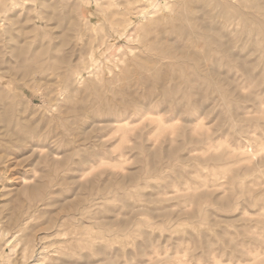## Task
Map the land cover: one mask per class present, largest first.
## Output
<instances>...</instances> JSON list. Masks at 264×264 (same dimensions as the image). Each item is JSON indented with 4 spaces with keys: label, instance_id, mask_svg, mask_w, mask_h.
<instances>
[{
    "label": "rangeland",
    "instance_id": "obj_1",
    "mask_svg": "<svg viewBox=\"0 0 264 264\" xmlns=\"http://www.w3.org/2000/svg\"><path fill=\"white\" fill-rule=\"evenodd\" d=\"M0 264H264V0H0Z\"/></svg>",
    "mask_w": 264,
    "mask_h": 264
}]
</instances>
